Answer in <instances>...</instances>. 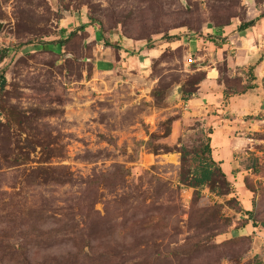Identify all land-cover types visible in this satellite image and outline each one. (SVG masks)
Listing matches in <instances>:
<instances>
[{
	"label": "rangeland",
	"instance_id": "rangeland-1",
	"mask_svg": "<svg viewBox=\"0 0 264 264\" xmlns=\"http://www.w3.org/2000/svg\"><path fill=\"white\" fill-rule=\"evenodd\" d=\"M261 16L264 0H0V264H264V98L227 133L247 168L196 188L212 125L183 102L223 42L207 31ZM220 59L224 91L253 86Z\"/></svg>",
	"mask_w": 264,
	"mask_h": 264
},
{
	"label": "crops",
	"instance_id": "crops-1",
	"mask_svg": "<svg viewBox=\"0 0 264 264\" xmlns=\"http://www.w3.org/2000/svg\"><path fill=\"white\" fill-rule=\"evenodd\" d=\"M238 24L233 23L222 28V32L217 36L223 40L220 45L215 38L207 40L206 47L201 53L202 57L208 58L207 62H199V67L203 70V78L196 84V91L183 100L187 114L205 119L212 125V131L209 133L211 155L213 160L218 162L225 175H228L236 165L235 161L231 160L232 154L236 152L237 148L234 140L236 137L231 135L229 139L228 130L236 128V125L233 124L235 120L245 123L241 117L238 118L235 114H239L243 108H248L249 105L251 106L256 102L263 104L264 101H262L264 98V56L260 57V51L264 50V16L253 19V24L240 32L236 29ZM207 33L211 37H215L212 27ZM118 41L122 48H133L132 43L127 39H119ZM232 48L234 51L231 55L230 49ZM210 51L213 56H210ZM224 51L227 54H224L222 58L220 57L221 59L218 58L217 55ZM109 56L113 57L114 54L109 52L107 57H97L95 65L109 70L113 63ZM119 56L122 57L119 60L121 63L124 59L127 62L139 61L140 63L138 57L123 58L122 49L119 51ZM216 58L224 61L228 77L233 74H244L241 69L247 64H253V80L251 81L253 86L244 93L228 95L224 98L222 84L217 81L218 71L215 63L218 59ZM212 110L219 112V115L214 117L211 114Z\"/></svg>",
	"mask_w": 264,
	"mask_h": 264
},
{
	"label": "trees",
	"instance_id": "trees-1",
	"mask_svg": "<svg viewBox=\"0 0 264 264\" xmlns=\"http://www.w3.org/2000/svg\"><path fill=\"white\" fill-rule=\"evenodd\" d=\"M253 24V20L249 21H243L240 22L236 29L237 31H242L243 29L251 26ZM226 25H220V26H215L213 28V33L214 36L217 37L221 32L222 28ZM38 46H36L37 48ZM264 56V50L262 51V54H260V57ZM259 57V59H260ZM258 59V60H259ZM256 64V63H255ZM253 64H247L245 67L241 69V71L244 73V71H250L252 72ZM203 78V73L202 76L200 77L199 80ZM1 85L3 83L2 77L0 78ZM252 87V85H247L243 87V89H247ZM224 84L222 83V92L225 95H231V94H241L243 91L240 90L238 92L232 93V92H226L224 91ZM190 96V93L185 92L184 99L188 98ZM191 160L193 161V166L191 171L189 172L190 178L187 181V185L191 187H199L204 184H210L211 182L213 183L214 181L216 182L215 177L221 179L222 183H225L226 179L224 178V173L221 171L218 162L214 161L212 157L210 156V146H209V137L206 138V142L202 145L200 150L196 153L193 154L191 157ZM247 167L240 161L237 163L236 167L233 169V171L238 172L243 169H246ZM215 179V180H214ZM246 212H249L247 210Z\"/></svg>",
	"mask_w": 264,
	"mask_h": 264
},
{
	"label": "water",
	"instance_id": "water-1",
	"mask_svg": "<svg viewBox=\"0 0 264 264\" xmlns=\"http://www.w3.org/2000/svg\"><path fill=\"white\" fill-rule=\"evenodd\" d=\"M0 27H1V23H0ZM175 94H178V87L175 90Z\"/></svg>",
	"mask_w": 264,
	"mask_h": 264
},
{
	"label": "built area",
	"instance_id": "built-area-1",
	"mask_svg": "<svg viewBox=\"0 0 264 264\" xmlns=\"http://www.w3.org/2000/svg\"><path fill=\"white\" fill-rule=\"evenodd\" d=\"M187 61H188V62L190 61V57L187 59ZM261 122H264V120H261Z\"/></svg>",
	"mask_w": 264,
	"mask_h": 264
}]
</instances>
